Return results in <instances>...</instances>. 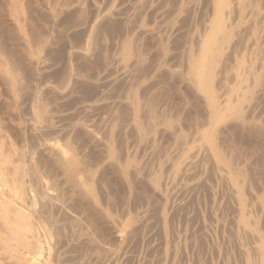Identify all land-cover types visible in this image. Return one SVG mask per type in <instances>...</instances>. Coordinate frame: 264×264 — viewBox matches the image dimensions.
Returning <instances> with one entry per match:
<instances>
[{
    "label": "rangeland",
    "instance_id": "rangeland-1",
    "mask_svg": "<svg viewBox=\"0 0 264 264\" xmlns=\"http://www.w3.org/2000/svg\"><path fill=\"white\" fill-rule=\"evenodd\" d=\"M209 1L20 0L19 22L11 1L0 0V177L9 178L7 186L0 178V197L32 228L24 246L0 231L12 261L259 264L264 0H229L222 9L213 103L190 69L213 24ZM226 103L235 109L220 114ZM50 145L88 163L91 180L74 181Z\"/></svg>",
    "mask_w": 264,
    "mask_h": 264
},
{
    "label": "bare ground",
    "instance_id": "bare-ground-1",
    "mask_svg": "<svg viewBox=\"0 0 264 264\" xmlns=\"http://www.w3.org/2000/svg\"><path fill=\"white\" fill-rule=\"evenodd\" d=\"M7 1V0H6ZM9 1H11L10 2V4L12 3V7H11V12H13V14H14V16H12V18L14 17L15 18V20H17L16 18H18V16L20 15V17L19 18H21V13H23L22 12V9H21V4H19V1L18 0H9ZM187 1H189V0H187ZM191 1V0H190ZM207 1H209V0H207ZM231 1V0H230ZM234 1V0H233ZM236 1V0H235ZM104 2H105V0H104ZM184 2V1H183ZM182 2V4L184 5V3H185V5H186V3H188V2H184L183 3ZM210 2V1H209ZM229 2V0H216V3H215V7H214V10H215V12H214V18H213V24H212V26H211V28H210V30L208 31V33H207V35L204 37V39H203V41H202V43H201V45H200V48H199V46H198V49H199V51H198V53L197 54H195V56L194 57H192V61H191V72H193L194 73V75H195V77L197 78V80H198V86H199V88L201 89V90H203V91H206L207 93H208V95H209V97H210V99H211V102L213 103V101H214V98H213V89L214 88H212V84H211V82H212V73H213V67H214V55H215V53L217 52V51H219V47H218V44H217V42H218V39H219V34H220V32L222 31V23H221V21H222V9L224 8V6H226V5H228L227 3ZM178 3V2H177ZM195 3H197V2H195ZM10 4H9V7H10ZM170 4H173V3H170ZM189 4V3H188ZM201 4V3H200ZM231 4V3H230ZM233 4V3H232ZM97 5V4H96ZM102 5V4H101ZM178 4H176V6H177ZM192 5V4H191ZM194 6L196 5V4H193ZM203 5V4H202ZM208 5V4H207ZM103 6V5H102ZM175 6V5H174ZM173 6V7H174ZM206 6V5H205ZM235 7H236V5H234ZM95 7V6H94ZM170 7V6H169ZM182 7V9H183V7L184 6H181ZM186 7V6H185ZM209 7V6H208ZM235 7H233L234 9H235ZM91 8V7H90ZM101 8V7H100ZM187 8V7H186ZM199 8H201V7H199ZM212 8V7H211ZM232 8V9H233ZM102 9V8H101ZM171 9V8H170ZM177 11H178V6H177ZM209 9V8H208ZM230 9V8H229ZM233 9V10H234ZM225 10H227V9H225ZM26 11V10H25ZM28 11V10H27ZM26 11V12H27ZM174 11H176V10H173V13H175ZM209 11V10H208ZM172 12V11H171ZM205 12V11H204ZM234 12V11H233ZM27 13H29V12H27ZM102 13V12H101ZM232 13V12H231ZM236 13V12H235ZM24 14V13H23ZM91 14V13H90ZM200 14H202V12L200 13ZM26 16V15H25ZM88 17V16H87ZM18 18V19H19ZM92 18V17H91ZM97 18V17H96ZM226 18H227V16H226ZM233 18H234V16H233ZM89 19V18H88ZM202 19V18H201ZM14 20V21H15ZM96 20V19H95ZM205 20H206V18H205ZM17 21H19V20H17ZM88 21H90L89 23H91L92 21L91 20H88ZM88 21H86V22H88ZM19 22H21V21H19ZM209 23V22H208ZM201 24V23H200ZM86 25V24H85ZM202 25V24H201ZM18 26H19V24H18ZM84 26V25H83ZM21 27V26H20ZM86 27H88V26H86ZM205 27H207L206 25H205ZM210 27V26H209ZM17 31V30H16ZM229 31V30H228ZM19 33V32H18ZM196 33V32H195ZM205 33V32H204ZM19 35H21V34H19ZM26 35V34H25ZM20 37V36H19ZM227 37V36H226ZM24 38V37H23ZM196 38V37H195ZM22 39V38H21ZM193 39V38H192ZM236 40V39H235ZM234 40V41H235ZM239 40V39H238ZM24 41V40H23ZM195 41V40H194ZM237 41V40H236ZM196 42V41H195ZM239 42V41H238ZM23 43H25V42H23ZM199 44V43H198ZM233 45V44H232ZM235 45H237V44H235ZM116 46H117V44H116ZM229 46H231V45H229ZM126 47V46H125ZM129 47V46H128ZM115 48V47H114ZM117 48V47H116ZM126 49V48H125ZM232 49V48H231ZM230 49V50H231ZM115 50V49H114ZM222 50V49H221ZM182 51H184V49L182 50ZM232 51V50H231ZM227 52V51H226ZM69 53V52H68ZM73 53V52H72ZM222 53V52H221ZM228 53V52H227ZM232 53V52H231ZM183 54V53H182ZM185 55V54H184ZM189 55V54H188ZM216 56V55H215ZM219 56V55H218ZM217 56V57H218ZM225 56V55H224ZM126 57V56H125ZM190 57V58H191ZM220 57V56H219ZM229 57V56H228ZM222 58H223V56H222ZM227 58V57H226ZM232 58V57H231ZM186 59V58H185ZM125 60V59H124ZM181 60V59H180ZM220 60H222L223 61V59H220ZM228 60V59H227ZM218 61V63H219V60H217ZM216 61V62H217ZM230 61V60H229ZM8 62V61H7ZM12 62H13V60H12ZM117 62V61H116ZM129 62V61H128ZM185 62V61H184ZM224 62V61H223ZM123 63V62H122ZM126 63V62H125ZM130 63V62H129ZM188 63V62H187ZM258 63H260V62H258ZM228 64H229V62H228ZM6 65V64H5ZM9 65V64H8ZM11 65V64H10ZM125 65V64H124ZM188 65V64H187ZM12 66V65H11ZM256 67V66H255ZM5 68V69H4ZM3 69L6 71V73H8V70H6L7 68L6 67H4ZM189 68V67H188ZM224 68V67H223ZM228 69V68H227ZM239 69V68H238ZM175 70V69H174ZM174 70H172V71H174ZM176 70H178V68L176 69ZM175 70V71H176ZM181 70V69H180ZM180 70H178V72L180 71ZM222 70V69H221ZM240 70V69H239ZM264 70V69H263ZM230 71V70H229ZM76 72V71H75ZM190 72V73H191ZM239 72V71H238ZM262 72V71H261ZM232 73V72H231ZM108 74H111V73H108ZM192 74V73H191ZM261 74V73H260ZM65 75V74H64ZM71 75V74H70ZM122 75V74H121ZM128 75V74H127ZM106 76V75H105ZM260 76V75H259ZM71 77H73V76H71ZM74 77H76V76H74ZM116 77V76H115ZM120 77V76H119ZM221 77H222V75H221ZM220 77V78H221ZM218 78H219V76H218ZM69 79H72V78H69ZM111 79V78H110ZM115 79V78H114ZM129 79V78H128ZM127 79V80H128ZM195 78L193 77V80H194ZM118 80V79H117ZM125 80H126V78H125ZM263 80H264V78H263ZM262 80V81H263ZM63 81V80H62ZM76 82V81H75ZM108 82V81H107ZM114 82H115V80H114ZM117 82V81H116ZM124 82V81H123ZM218 82H219V80H218ZM110 83V82H109ZM60 84H61V82H60ZM113 85H114V83H112ZM122 85V84H121ZM124 85H126V84H124ZM262 85V84H261ZM71 86H73V85H71ZM123 86V85H122ZM128 86V85H127ZM126 86V87H127ZM56 87V86H55ZM69 87V86H68ZM73 88V87H72ZM97 88V87H96ZM120 88H121V86H120ZM124 88V87H123ZM242 88V87H241ZM68 89V88H67ZM52 90V89H51ZM122 90V89H121ZM119 91H120V89H119ZM124 91V90H123ZM239 91V90H238ZM237 91V92H238ZM97 92V91H96ZM100 92V91H99ZM215 92V91H214ZM223 92V91H222ZM120 93V92H119ZM62 94V93H61ZM121 94V93H120ZM100 95V94H99ZM122 95V94H121ZM125 95V94H124ZM233 95H234V93H233ZM92 96V95H91ZM126 96H128V94L126 95ZM130 96V95H129ZM104 97V96H103ZM102 97V98H103ZM93 98H95V97H93ZM125 99V98H124ZM129 99V98H128ZM134 99V98H133ZM125 100H127V99H125ZM148 100V99H147ZM84 101V100H83ZM95 101V100H94ZM104 102V101H103ZM133 103H134V101H132ZM140 102H142V100L140 101ZM216 102V101H215ZM88 103V102H87ZM119 103V102H118ZM123 103H124V101H123ZM208 103V102H207ZM220 103V102H219ZM85 104V103H84ZM97 104V103H96ZM101 104V103H100ZM215 104V103H214ZM82 105V104H81ZM87 105V104H86ZM92 105V104H91ZM95 105V104H94ZM218 105V104H217ZM219 105H221V104H219ZM110 106V105H109ZM114 106V105H113ZM117 106V105H116ZM222 106V108H223V110L221 111V112H219L220 114H224L225 112H227V108H228V111L229 112H231L232 110H234L235 109V105H231V104H229V103H226L225 104V106H224V104L223 105H221ZM224 106V107H223ZM129 107V106H128ZM215 107V106H214ZM118 108H119V106H118ZM144 108V107H143ZM142 108V109H143ZM149 108V107H148ZM216 108V107H215ZM248 108H249V106H248ZM146 108H144V110H145ZM211 109V108H210ZM114 110V109H113ZM120 110V109H119ZM118 110V111H119ZM153 110V109H152ZM155 110V109H154ZM217 110V109H216ZM221 110V109H220ZM141 112H142V110H140ZM156 111V110H155ZM211 111V110H210ZM239 111V110H238ZM113 112V111H112ZM121 112V111H120ZM148 112H151L150 110L148 111ZM212 112V111H211ZM49 113V112H48ZM111 113V112H110ZM144 113V112H143ZM36 114V113H35ZM106 114V113H105ZM133 114V113H132ZM212 113H210V115H211ZM40 115H43V114H40ZM111 115H113L112 113L109 115V116H111ZM117 115V114H116ZM115 115V116H116ZM120 115H121V113H120ZM119 115V116H120ZM160 115V114H159ZM201 115H203V114H201ZM226 115V114H225ZM106 116V115H105ZM108 116V115H107ZM114 116V115H113ZM118 116V117H119ZM131 116V115H130ZM147 116H148V114H147ZM151 116V115H150ZM154 116V115H153ZM212 116V115H211ZM215 116V115H214ZM112 117V116H111ZM160 117V116H159ZM210 117V116H209ZM44 118V117H43ZM45 119V118H44ZM117 119H119V118H117ZM154 119V118H153ZM168 119V118H167ZM167 119H165V120H167ZM210 119V118H209ZM160 120V119H159ZM203 120H205V118L203 119ZM213 120V119H212ZM151 121V120H150ZM154 121V120H153ZM161 121V120H160ZM170 121V120H169ZM168 121V122H169ZM210 121H211V119H210ZM104 122V121H103ZM171 122V121H170ZM204 122V121H203ZM108 123V122H107ZM205 123V122H204ZM106 124V123H105ZM104 124V125H105ZM117 124V123H116ZM135 124V123H134ZM169 124V123H168ZM91 125H93V124H91ZM95 125V124H94ZM172 125V124H171ZM82 126V125H81ZM89 126V125H88ZM99 126H103V125H101V124H99ZM165 126V125H164ZM167 126V125H166ZM166 126L164 127V129L166 128ZM170 126V125H169ZM169 126L167 127V128H169ZM172 127V126H171ZM75 128V127H74ZM73 128V129H74ZM77 128V127H76ZM91 128V127H90ZM93 128V127H92ZM91 128V129H92ZM100 128V127H99ZM221 128V127H220ZM82 129L83 128H81L80 130H81V133H83L82 132ZM103 129V128H102ZM203 129V128H202ZM213 129V128H212ZM75 130V129H74ZM99 130V129H98ZM104 130V129H103ZM102 130V131H103ZM193 130V129H192ZM209 131H210V129H208ZM207 129H204L203 131H202V133H199V134H201V136H203V138L204 139H206V140H209L210 141V144L212 143V135H211V133L208 131ZM105 131V130H104ZM103 131V134L105 133ZM76 132V131H75ZM95 132H96V130H95ZM98 132V131H97ZM100 132V131H99ZM211 132H213V131H211ZM91 133H93L92 131H91ZM189 133V132H188ZM214 133V132H213ZM85 134V133H84ZM99 134H101V133H99ZM106 135V134H105ZM190 135H191V132H190ZM84 136V135H83ZM86 136H89V134L87 135V133H86ZM197 136H198V134H197ZM82 137V136H81ZM93 137V136H92ZM95 137V136H94ZM190 137V136H189ZM196 137V136H195ZM77 138V137H76ZM80 138V137H79ZM50 139H52V138H50ZM73 139V138H72ZM78 139V138H77ZM92 139V138H91ZM1 140V139H0ZM85 140H86V138H85ZM3 141V140H2ZM69 141V140H68ZM71 141H73V140H71ZM70 141V142H71ZM79 141V140H78ZM91 141V140H90ZM89 141V142H90ZM4 142V141H3ZM7 142V141H6ZM10 142V141H9ZM44 142V141H43ZM69 142V143H70ZM81 142V141H80ZM5 143V142H4ZM3 143V144H4ZM46 143V142H45ZM204 143V142H203ZM86 144V143H85ZM209 144V145H210ZM1 145V144H0ZM6 145V144H5ZM8 145V144H7ZM74 145H75V143H74ZM73 145V146H74ZM20 146V145H19ZM80 146V145H79ZM195 146V145H194ZM203 146H206V145H204L203 144ZM213 147V146H212ZM46 148V147H45ZM50 148L52 149L51 151H53V154H55L56 156V160L58 159V163H60V164H63V166H66L67 167V172H69V173H72L73 174V176L71 175V177H73V180L74 181H77V183H78V181L79 180H81L80 179V174H84V176H85V179H86V177H89V179H90V177L93 175L92 173H93V169L92 170H90L88 167H86V165L88 164H84L83 166L80 164V162L81 161H83V160H80L79 161V163L77 162L78 161V157H76V155L74 156V152H72V151H70L69 149H67V148H63L62 146H60V145H55V146H53V145H50ZM79 148V147H78ZM211 148V147H210ZM215 149V148H214ZM1 150V149H0ZM191 151V150H190ZM193 151V150H192ZM193 152H195V151H193ZM212 152V151H211ZM215 152H217L216 150H215ZM215 152H214V155H215ZM3 153V152H2ZM7 153H8V151H7ZM51 153V152H50ZM190 153V152H189ZM206 153V152H205ZM209 153V152H208ZM114 154V153H113ZM191 154V153H190ZM193 154V153H192ZM191 154V155H192ZM221 154V153H220ZM22 155V154H21ZM116 155V154H115ZM218 155V154H217ZM217 155H215V156H217ZM79 156V155H78ZM112 156H114V155H112ZM204 156V155H203ZM219 157H220V155H218ZM116 157V156H115ZM218 157V158H219ZM4 158V157H3ZM8 158H10V156L8 157ZM48 158V157H47ZM82 158V157H81ZM55 159V158H54ZM120 159V158H119ZM5 160H8V159H6L5 158ZM10 160H12V159H10ZM85 160V159H84ZM87 160V159H86ZM113 160V159H112ZM210 160V159H209ZM39 161V160H38ZM48 161V160H47ZM108 161V160H107ZM212 161V160H211ZM218 162H219V160H217ZM17 162V161H16ZM34 162V161H33ZM46 162V161H45ZM52 162V161H51ZM3 163H5L4 162V160H3ZM11 163V162H10ZM9 163V164H10ZM18 163V162H17ZM25 163V162H24ZM32 163V162H31ZM44 163V162H43ZM52 163H54V162H52ZM51 163V164H52ZM84 163V162H83ZM82 163V164H83ZM109 163H111V162H109ZM113 163H115V162H113ZM13 164V163H12ZM11 164V165H12ZM38 164V163H37ZM55 164V163H54ZM216 164H218V163H216ZM14 165H16V164H14ZM34 165V164H33ZM49 165V164H48ZM7 166H8V164H7ZM7 166H5L6 168H9V166L7 167ZM24 166V165H23ZM44 166H47V165H44ZM56 166V165H55ZM58 166V165H57ZM0 167H1V165H0ZM35 167V166H34ZM50 167V166H49ZM86 167V168H85ZM101 167V166H100ZM2 168H4V167H2ZM38 168V167H37ZM54 168H56V167H54ZM102 168V167H101ZM31 169V168H30ZM34 169V168H33ZM3 170V169H2ZM8 170V169H7ZM9 170H10V168H9ZM35 170V169H34ZM42 170V169H41ZM51 170V169H50ZM53 170V169H52ZM51 170V171H52ZM58 170H60V169H58ZM4 171V170H3ZM56 171V170H55ZM101 171H102V169H101ZM104 171V170H103ZM1 172V171H0ZM6 172V171H5ZM8 172V171H7ZM12 172V171H11ZM10 172V173H11ZM18 172H19V170H18ZM41 172V171H40ZM57 172V171H56ZM65 172V171H64ZM2 173V172H1ZM20 173V172H19ZM62 173V172H61ZM43 174V173H42ZM46 174H47V172H46ZM48 174H49V172H48ZM98 174V173H97ZM18 175V174H17ZM54 175H57V174H54ZM60 175V174H59ZM66 175V174H65ZM1 176V175H0ZM3 176V175H2ZM7 176V175H6ZM5 176V177H6ZM19 176H20V174H19ZM38 176V175H37ZM53 176V175H52ZM67 176V175H66ZM69 176H70V174H69ZM83 176V175H82ZM18 177V176H17ZM39 177V176H38ZM46 177V176H45ZM50 177V176H49ZM56 178H57V176H55ZM64 177V176H63ZM99 177H100V174H99ZM1 178V177H0ZM7 178V177H6ZM6 178H5V180H6ZM52 178V177H51ZM55 178V179H56ZM230 178V177H229ZM4 179V178H3ZM2 178H1V180L2 181H4ZM8 180H7V182H9V178H7ZM12 179V178H11ZM19 179V178H18ZM39 179V178H38ZM50 179V178H49ZM88 179V178H87ZM1 180H0V182H1ZM40 180V179H39ZM53 180V179H52ZM68 180V179H67ZM91 180V179H90ZM97 180H99V179H97ZM96 180V181H97ZM18 181V180H17ZM54 181V180H53ZM60 181V180H59ZM63 181H66V180H63ZM95 181V180H94ZM7 182H3L5 185H6V183ZM15 182V181H14ZM41 182H42V179H41ZM50 182H52L51 180H50ZM69 182V181H68ZM71 182V181H70ZM11 183H12V181H11ZM10 183V184H11ZM16 183V182H15ZM18 183V182H17ZM16 183V184H17ZM49 183V182H48ZM72 183V182H71ZM2 184V183H1ZM61 184V183H60ZM75 184V183H74ZM3 185V184H2ZM8 185V184H7ZM6 185V186H7ZM55 185V184H54ZM62 185V184H61ZM67 185V184H66ZM14 186V185H13ZM19 186V185H18ZM60 186V185H59ZM11 187H12V184H11ZM11 187H9L8 186V188H11ZM48 187H53V188H55L54 186H52V185H48ZM66 187H68V185L66 186ZM71 187V186H70ZM73 187V186H72ZM78 187H79V185H78ZM12 188H14V187H12ZM11 188V189H12ZM17 188V187H16ZM74 188V187H73ZM77 188V187H76ZM80 188V187H79ZM232 188V187H231ZM56 189H58V188H56ZM59 189H61V188H59ZM58 189V190H59ZM63 189V188H62ZM237 189H239V188H237ZM13 190H15V189H12V192H14ZM42 190H43V188H42ZM232 190H233V188H232ZM232 190H231V192H232ZM16 191V190H15ZM58 192V191H57ZM56 192V193H57ZM65 192V191H64ZM237 192V191H236ZM43 193V192H42ZM47 193H49V192H47ZM63 193V192H62ZM61 193V194H62ZM240 193V192H239ZM58 194V193H57ZM236 194H238V193H236ZM49 195V194H48ZM54 195V194H53ZM55 196V195H54ZM238 196V195H237ZM58 197H60V194H59V196ZM47 198H49V197H47ZM6 199V198H5ZM3 197L1 198L0 197V231H2V232H4V235H6L7 236V238H9V239H12V240H16V242H18L20 245H22V246H24V245H28L29 243H28V241L24 238V236L22 235V233H24V232H28L29 230H32V228H30L31 226H29L28 225V222H29V220H28V222H27V220L25 219L26 217H24V215L23 214H25V213H21L16 207H18V206H11L10 205V202L9 201H7V200H5ZM55 199H57V196H56V198ZM239 199V198H238ZM11 201H13V200H11ZM42 201V200H41ZM45 202V201H44ZM56 202V201H55ZM241 203V202H240ZM239 205V204H238ZM241 206V205H240ZM242 208H244L243 206H242ZM241 209V208H240ZM21 210V209H20ZM242 210V209H241ZM240 211V210H239ZM243 211V210H242ZM238 213V212H237ZM241 213V212H240ZM245 213V212H244ZM237 215H239V214H237ZM245 215V214H244ZM240 218V217H239ZM244 221H245V219L246 218H244V216H242L241 217ZM243 221V222H244ZM30 223V222H29ZM247 223V222H246ZM243 226H244V224H243ZM239 228H241V227H239ZM242 229H244V227L242 228ZM245 229H246V227H245ZM252 229V228H251ZM250 229V230H251ZM242 231V230H241ZM254 231V230H253ZM256 232V231H255ZM254 232V233H255ZM249 233V232H248ZM251 233H252V231H251ZM27 234V233H26ZM25 234V235H26ZM250 234V233H249ZM255 235V234H254ZM250 236V235H249ZM248 237V236H247ZM28 239V238H27ZM254 239V238H253ZM4 240V239H3ZM252 240V239H251ZM256 240H257V237H256ZM260 242H261V240H259ZM0 242H1V239H0ZM3 242H5V241H3ZM2 242V243H3ZM12 242V241H11ZM33 242V241H32ZM32 242H30L31 244H32ZM35 242V241H34ZM251 242V241H250ZM255 242V241H254ZM259 242V243H260ZM2 243H0V252L1 253H3V254H5L2 258H5V260L6 261H8L7 262V264L8 263H12V264H18V262L19 261H14V259H13V261L11 260V257H13L14 256V254L15 253H12V255H10L9 254V252L8 253H5V250H6V247L9 245H7V244H5L6 245V247L5 246H3L4 244H2ZM6 243H8V242H6ZM14 243V242H13ZM250 244V243H249ZM256 244V243H255ZM10 246V245H9ZM19 246V245H18ZM252 246H256V245H252ZM252 246H250L251 248H252ZM26 247V246H25ZM5 248V249H4ZM30 248V247H29ZM254 248V247H253ZM8 249V248H7ZM255 249V248H254ZM257 249H258V252H256V253H259V256H258V261H259V264H264V243H262V247H257ZM256 249V250H257ZM31 250H32V248H31ZM12 251V250H11ZM251 252V251H250ZM254 252V251H253ZM254 252V253H255ZM0 253V254H1ZM11 253V252H10ZM253 253V254H254ZM255 253V254H256ZM18 254V253H17ZM252 254V253H251ZM254 254V255H255ZM11 257H10V256ZM19 255V254H18ZM258 255V254H257ZM17 256V255H16ZM1 258V257H0ZM256 258H255V260H256ZM4 260V259H3ZM3 260H1V264L3 263L2 261ZM17 260V259H16ZM20 260V259H19ZM6 261H4V262H6ZM257 261V260H256ZM21 262V261H20ZM253 262V261H252ZM257 263V262H256ZM3 264H5V263H3ZM20 264V263H19Z\"/></svg>",
    "mask_w": 264,
    "mask_h": 264
}]
</instances>
